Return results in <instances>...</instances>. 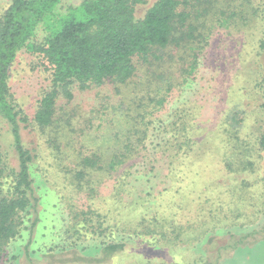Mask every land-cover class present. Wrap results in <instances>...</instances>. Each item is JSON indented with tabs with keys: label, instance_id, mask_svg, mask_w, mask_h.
I'll use <instances>...</instances> for the list:
<instances>
[{
	"label": "rangeland",
	"instance_id": "rangeland-1",
	"mask_svg": "<svg viewBox=\"0 0 264 264\" xmlns=\"http://www.w3.org/2000/svg\"><path fill=\"white\" fill-rule=\"evenodd\" d=\"M10 1L0 0V15ZM83 1L60 0L48 20L74 11ZM154 1L136 5V18ZM250 1L264 6V0ZM263 30L260 19L238 28L212 30L195 70L165 105L167 111L177 107L190 111L195 116L194 133L201 141L198 149L172 165L159 160L154 170L146 172L151 165L145 162L152 158L141 156L140 151L109 176L93 172L95 191H78L66 170L41 145L34 160L40 206L21 214L18 234L0 243V264H264V154L254 144L264 122L259 87L264 50L258 46ZM46 31L45 21L31 39L35 47ZM181 64L175 68L178 76ZM49 79L50 71L37 50L17 54L9 85L30 119ZM117 98H99L96 90L76 92L68 108L76 114L73 129L94 136L102 133L101 114ZM230 109L243 117L238 136L250 146L251 170L228 172L223 162L227 147L222 123ZM24 136L31 147L33 136L30 132ZM10 142L0 119V151L9 153L12 161ZM71 159L64 161L65 167H74L76 159ZM10 181L0 178V186L6 189ZM120 181L125 182L122 194L115 189ZM99 214L103 226L97 225ZM119 240L125 243L123 250L103 261L71 260L98 257L107 243ZM59 258L65 262H56Z\"/></svg>",
	"mask_w": 264,
	"mask_h": 264
},
{
	"label": "trees",
	"instance_id": "trees-1",
	"mask_svg": "<svg viewBox=\"0 0 264 264\" xmlns=\"http://www.w3.org/2000/svg\"><path fill=\"white\" fill-rule=\"evenodd\" d=\"M59 1L11 0L0 15V119L10 136L12 154L10 161L9 153L0 151V178L11 180L6 189L0 186V243L18 234L21 214L40 206L34 160L41 145L66 170L74 188L91 192L95 191L93 172L109 176L140 151L141 156L152 158L145 162L151 165L149 172L159 160L172 165L198 149L195 116L182 107L167 111L168 98L188 81L214 28L264 21V6L250 0H155L141 18H136L135 6L147 0H84L74 11L48 20ZM45 21L44 40L35 47L31 39ZM258 46L264 50V30ZM23 49L37 50L50 71L49 84L31 119L9 85L12 63ZM259 87L264 98V74ZM92 90L103 99L118 96L110 110L102 112L104 117L96 116L104 129L95 136L81 128L75 131L76 114L68 109L76 92ZM242 120L239 111L230 109L222 123L227 147L223 162L228 172L254 167L249 144L238 136ZM25 132L33 136L31 147ZM94 141L96 147L91 144ZM254 144L264 154V122ZM71 158L76 164L65 167L64 161ZM115 189L122 194L125 182ZM96 221L103 226L101 214ZM124 246L121 240L112 241L98 257L73 256L71 260L103 261Z\"/></svg>",
	"mask_w": 264,
	"mask_h": 264
}]
</instances>
